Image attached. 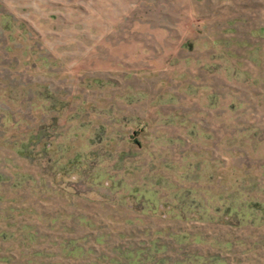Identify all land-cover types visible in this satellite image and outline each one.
<instances>
[{
    "label": "rangeland",
    "instance_id": "374dc122",
    "mask_svg": "<svg viewBox=\"0 0 264 264\" xmlns=\"http://www.w3.org/2000/svg\"><path fill=\"white\" fill-rule=\"evenodd\" d=\"M153 243L264 264V0H0V264Z\"/></svg>",
    "mask_w": 264,
    "mask_h": 264
},
{
    "label": "trees",
    "instance_id": "16d2710c",
    "mask_svg": "<svg viewBox=\"0 0 264 264\" xmlns=\"http://www.w3.org/2000/svg\"><path fill=\"white\" fill-rule=\"evenodd\" d=\"M250 208H253L257 211H260L261 208L259 204H252ZM216 210L215 211H221V209L216 205ZM192 213H196L194 210ZM228 215V214H227ZM75 243L69 242L66 244V248L68 247H73ZM155 244H151L149 248H143V249H138L135 250L137 253V260L134 261L132 264H170L168 263L169 261L167 259H156V256L160 254V251L163 249V247L158 248V247H153ZM132 258V257H130ZM129 259V258H128ZM131 261V259H129ZM168 261V262H167ZM219 260L216 256H211V257H204V256H195V255H187L186 260L184 261H177L174 262L173 264H218ZM222 264V261H221Z\"/></svg>",
    "mask_w": 264,
    "mask_h": 264
}]
</instances>
